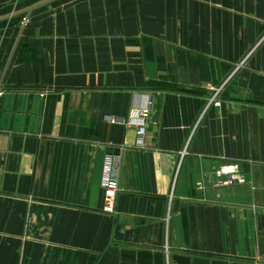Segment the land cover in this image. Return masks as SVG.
Instances as JSON below:
<instances>
[{
    "label": "crops",
    "instance_id": "obj_1",
    "mask_svg": "<svg viewBox=\"0 0 264 264\" xmlns=\"http://www.w3.org/2000/svg\"><path fill=\"white\" fill-rule=\"evenodd\" d=\"M37 1L0 0V18ZM263 34L264 0H53L0 19V264H264ZM147 105L139 147L110 118ZM106 153L123 179L110 213ZM228 164L244 181L216 185Z\"/></svg>",
    "mask_w": 264,
    "mask_h": 264
},
{
    "label": "built area",
    "instance_id": "obj_2",
    "mask_svg": "<svg viewBox=\"0 0 264 264\" xmlns=\"http://www.w3.org/2000/svg\"><path fill=\"white\" fill-rule=\"evenodd\" d=\"M264 40V34L260 38L259 43ZM257 45V44H256ZM254 47L251 51H253ZM246 57L243 58L240 62L235 64L232 70L227 74L224 80L218 85H212L209 87L208 95L206 98V103L204 109L208 106H220L221 98L220 94L229 80L234 76L237 70L243 65ZM151 108L147 106H135L131 108L127 118H116L112 116L110 118L111 122L121 121L122 123L135 127L136 146L144 145L145 137V128L146 123L150 117ZM120 169V161L116 156H113L109 153L104 154L102 159V168L100 176V186L103 190V210L105 212H113L115 208V198L119 190L118 185V171ZM215 174L218 177L216 185H225L237 181H244V177L238 173L236 164H228L220 166L215 170Z\"/></svg>",
    "mask_w": 264,
    "mask_h": 264
},
{
    "label": "water",
    "instance_id": "obj_3",
    "mask_svg": "<svg viewBox=\"0 0 264 264\" xmlns=\"http://www.w3.org/2000/svg\"><path fill=\"white\" fill-rule=\"evenodd\" d=\"M51 1H53V0H39L37 2H34L33 4H30V5L22 8V9H20V10H17V11H15L9 15L3 16L0 19L7 18L11 15H15V14H19V13L29 12L38 6L43 5L45 3H48V2H51ZM156 117H157V113L154 114L153 119H155ZM122 183H123V179H122V175L120 173L119 178H118V185L120 186ZM257 235H258V249H259V251L263 252L264 251V213L259 216V230L257 232Z\"/></svg>",
    "mask_w": 264,
    "mask_h": 264
}]
</instances>
